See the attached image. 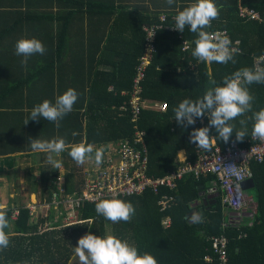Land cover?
Masks as SVG:
<instances>
[{
    "label": "trees",
    "instance_id": "obj_1",
    "mask_svg": "<svg viewBox=\"0 0 264 264\" xmlns=\"http://www.w3.org/2000/svg\"><path fill=\"white\" fill-rule=\"evenodd\" d=\"M131 2L133 0H0V15H7L9 20L0 23L3 24L0 26V43L8 38V42H14V45L17 38L27 37L36 38L44 44L46 53L29 57L27 65H23L26 74L21 79V88L26 87L31 96L37 92L38 78H46L47 71H51L48 66L56 62L62 64V46L65 47L75 37L82 38L85 35L84 28L75 27L73 20L87 16L92 27L90 37L94 41V36H97L103 48L99 55L89 59L88 71L92 76L89 101L85 106L81 104L75 113L76 118L82 116L87 128L76 136V143L73 144L127 137L132 139L135 132L133 127L136 126L144 131L143 139L147 143V175L161 177L177 167L178 164L173 163L177 150L184 148L192 161L197 155V147L188 142L192 127L185 129L178 125L174 120L173 109L184 99L195 101L202 98L209 88L222 85L224 77L235 71L253 67V55L264 52V29L256 21L247 22L237 17V0H215L220 8L219 18L213 20L211 28L206 30L225 29L230 40L240 38V48L244 50L235 56L236 63L199 62L191 54L197 34L188 27L184 33L170 30L175 25L173 14L183 10L181 6L178 7L176 2L169 6L163 0L162 9L148 10L142 1L133 6ZM240 2L254 9L264 19V0ZM162 16L163 20L159 21ZM105 18L111 20L109 29L101 30ZM144 28H153L155 35L152 40L147 38ZM252 34L258 37L253 39ZM185 43L189 45L187 50L183 49ZM147 44L152 45L154 51L149 65L141 70L144 79L139 85V97L142 101L166 105V111L162 113L142 108L138 121L131 123L129 98L136 70L141 68L139 59ZM43 67L44 72L38 73ZM105 67L109 68L108 72L104 70ZM213 81L216 83L213 84ZM247 87L255 97L252 111L264 109V84L254 83ZM123 105L125 110L121 109ZM83 106L84 114L79 112ZM34 107L30 103V113ZM70 113L60 123L69 124ZM251 116L252 112H249L230 122L235 126L230 141L235 140V131L241 130L242 119L247 121L245 139L249 138L253 125L249 119ZM77 126V130H80V123ZM194 127L204 126L195 124ZM213 132L220 146L227 144L217 136L215 129ZM250 169L256 194V211L250 220L229 217L227 225L223 224V227L225 211L228 213L229 210L222 205V196L213 207L205 209V218L194 224L189 218L192 206L202 192L201 187L215 179L211 175L199 180L193 176L184 177L176 182L173 191L162 188L160 196L173 195L177 202V205L174 203L175 206L164 212H160L158 207L159 194L154 195L150 191L140 196L118 197L135 207L130 222L114 224L106 220L96 213L95 203L77 204L76 221L71 224L56 222L46 226L52 217L53 208L48 209L49 215L35 222H30L28 210L24 207L19 208L15 220L12 218L13 208L0 210L6 212L10 226H14V233L18 235L11 252H7V248L0 251V264H67L75 255L74 247L80 237L88 233L105 236L108 231L110 235L127 240L137 247L140 255L150 253L158 264H206L205 258L208 255L212 258L210 238L220 235L228 239V264H264V161L252 162ZM51 174L55 177L57 171L53 170ZM41 182L47 188L53 187L50 178ZM46 198L52 199L50 193ZM60 211L64 216L62 207ZM166 217L172 221L169 228L161 224ZM8 230L5 231L8 233Z\"/></svg>",
    "mask_w": 264,
    "mask_h": 264
},
{
    "label": "clouds",
    "instance_id": "obj_2",
    "mask_svg": "<svg viewBox=\"0 0 264 264\" xmlns=\"http://www.w3.org/2000/svg\"><path fill=\"white\" fill-rule=\"evenodd\" d=\"M169 6L176 0H166ZM222 7V6H220ZM220 8L215 0H194L183 10L178 11L174 17V29L184 33L186 27L197 34L192 56L199 62L227 64L236 63L235 56L239 49L232 47V41L226 35L217 32L210 33L212 21L219 18ZM155 35V34H154ZM154 35L149 36L152 38ZM44 44L36 38H21L15 44V54L22 56V65H27L28 58L46 53ZM264 55L253 57V67H244L232 75L224 77L223 84L209 88L202 98L195 101L184 99L173 109L174 120L183 128L192 127L189 134V143L203 150H211L210 134L213 129L217 136L228 143L234 133L231 121L237 117L252 112L249 117L253 121L251 136L253 139L264 141V109L253 112L255 97L250 93L248 85L254 83L264 84ZM213 84L216 82L213 81ZM78 99L76 90L69 88L62 95L55 98V102L44 100L31 111L30 117L25 121L39 122L41 118L54 122L60 128V121L73 110ZM208 118V125L200 128L194 127L196 121ZM241 130L235 131V142H243L247 135V121L240 120ZM77 135V133H73ZM28 144L35 153H45L47 163L54 169L62 167V161L57 159L68 151V155L78 166L86 161L94 160L99 166L104 159L105 147H94L92 144L78 143L68 145L64 138L56 137L51 140L29 138ZM98 215L103 216L112 223L130 222L135 214V207L131 202L121 199H102L95 203ZM190 220L199 222L200 217L194 214ZM10 227L6 212L0 211V251L10 244V236L5 231ZM74 254L79 264H158L156 258L150 253L140 255L137 247L127 240L114 235L97 236L88 233L79 238Z\"/></svg>",
    "mask_w": 264,
    "mask_h": 264
},
{
    "label": "crops",
    "instance_id": "obj_3",
    "mask_svg": "<svg viewBox=\"0 0 264 264\" xmlns=\"http://www.w3.org/2000/svg\"><path fill=\"white\" fill-rule=\"evenodd\" d=\"M141 1L147 6L148 10H153V8L162 9L164 6L163 0H133V2H131L132 4L130 5H139L142 3ZM191 3L193 2L186 0H176V4L178 7L181 6V9L187 7ZM239 5L243 4L240 2V0H237V7ZM171 11L173 12V10ZM173 15L175 16L176 14ZM6 21H9L7 20V15H0V23ZM110 21L111 20L108 18H105L103 24L101 25V30H108V24ZM73 23L75 27H83L86 32L85 35L82 38L75 37L73 41H68L65 47L62 46L60 51L62 56L60 58L62 59V64L56 62L53 66H48L51 71H47L46 78H44V76H40L38 78L37 92L35 91L31 96L29 94V90L26 87L21 88V79L26 74V67L21 64L23 57L17 56L15 54V44L21 38H17L14 45V42H8V38L5 42L1 41L3 43H0V75L5 74L0 76V104H3V106H0V210H5L8 208H13L14 210L19 209L20 207L26 208V205L29 203H42L50 201L47 200L46 195L50 193L52 198L53 192L58 193L59 185L63 187L64 194L79 193L81 190L83 172L95 164L94 160H92L86 161L84 165L78 166L76 162L72 160V158H69L68 151H65L60 155V157L57 158L62 161V167L57 170L52 168L47 163L45 153L33 152L28 144L29 138L51 140L56 137L64 138L66 143L73 144L76 143V136L81 135L82 132H84V130L87 128L86 124L82 121V116H78L76 118L75 113L78 111V108L81 106V104H84L85 106V103L89 101V89L92 78L88 71V66L90 64L89 59L99 55L103 47H101L102 45L99 44L97 36H94V41L92 37H90L91 35L89 33L91 32L92 27L88 22L87 16L80 19H74ZM1 25L3 24H0V26ZM104 35L106 36V34ZM257 37V34H252L253 39H256ZM233 41H238L242 46L240 38L233 39ZM89 53L91 54L87 56ZM44 68L45 67L41 68L38 73L44 72ZM101 70H103V68ZM104 70L108 72L109 68L105 67ZM69 88L76 90L78 93V99L70 113L71 121L69 124L66 125L65 123H60L61 126L59 129H57L55 123L53 124L49 121L46 122V120L41 118L39 122L29 121V123L25 125V121L30 117V103L33 106H36L46 99L49 101L52 100L54 103L55 98L58 95H62ZM50 90H52V93ZM51 95H53V97ZM143 102V108L148 110H154L162 113L166 111V109L164 111H160L156 107L162 103H151L148 101ZM84 106L79 111L82 114L85 113ZM79 123L80 130H77V125ZM196 125L203 124L196 123ZM74 132L77 133V135L74 136ZM51 135L52 138L50 137ZM47 136H49L48 139H46ZM121 139L91 144L96 148L105 147L106 150L107 146L114 145ZM210 139L211 143L218 144L213 130L210 134ZM175 154L176 155L174 157L173 163L175 162L180 164L186 160H190V157L187 155V152L184 148L177 150ZM53 170L57 171V175L55 177H53L51 174ZM58 177L61 178L60 183H56V179ZM36 178H40V180L33 185V181H35ZM49 178L52 180L53 187L47 188L45 186L46 184L42 183L41 181L43 179L48 180ZM249 179H251L252 182L247 186L251 187L243 189V192L248 189H254V181L251 177L247 180ZM19 189L21 191H19ZM68 190H70V192H68ZM77 190H79V192ZM201 191L202 192L199 199L192 206V211L189 214V218L196 214L200 217V220H202L206 217L205 209L213 207L216 204L217 199L222 196V191L218 186L216 178L211 179L208 183L203 185L201 187ZM19 198H21L23 201L20 202ZM247 198L252 201V208L244 212L243 216L241 217L250 220L256 211V197L248 196ZM24 199H26V202H24ZM175 205H177V202ZM229 214V211L228 213L225 211V218L223 219L221 225L222 227L223 224L227 225L226 223L229 221L230 217ZM168 218L170 219V217ZM61 219L62 216L56 222L61 223ZM53 220L56 219L53 218ZM194 223L195 222L191 221V224ZM8 234L11 237V241L7 247V252H11L12 247H14L16 242V236H18L14 233L13 225L9 227ZM73 257L74 255L70 260H72ZM210 259L211 257L208 255L205 258V263L210 264Z\"/></svg>",
    "mask_w": 264,
    "mask_h": 264
},
{
    "label": "built area",
    "instance_id": "obj_4",
    "mask_svg": "<svg viewBox=\"0 0 264 264\" xmlns=\"http://www.w3.org/2000/svg\"><path fill=\"white\" fill-rule=\"evenodd\" d=\"M237 16L243 21H256L264 29V19L254 9L239 5ZM162 20L163 16L159 18V21ZM170 30L174 31L175 29L170 27ZM144 31L147 38L152 40L149 36L153 35V28H144ZM217 32L228 36L225 30H216L210 33L215 34ZM231 46L239 49L238 54L242 53L238 41H232ZM183 49H189V45L185 43ZM153 51L152 45L147 44L139 59L141 68L136 70L137 74L133 79V89L129 98L128 111L131 123L138 121L140 110L144 105L139 97L141 93L139 85L144 79L141 70L149 65ZM260 55H264V53ZM156 107L160 111L166 109L164 104ZM121 109L125 110L126 107L123 105ZM196 123L207 126L208 118L198 119ZM133 129L135 132L132 139L123 138L116 144L107 146L103 162L99 166L94 164L83 172L79 193L64 194L63 187L59 185L58 193H52L50 202L27 204L26 209L29 213L30 222H33L32 218L36 215L46 214L50 208L60 210L62 207L65 211L64 216L61 212L63 224H71L76 221L75 206L79 203H96L102 199L140 196L147 191L158 195L162 188L173 191L176 182L187 176H193L196 180L209 175L215 176L222 191V203L228 208L230 218H240L244 212L252 208V201L243 193L242 183L250 178L249 164L264 161V141L253 139L250 134L244 144H238L231 140L223 147L212 143L211 150H203L197 147V155L194 161L186 160L178 164L173 171L161 177H151L147 175L148 155L145 139H143L144 131L136 128V126ZM60 182L61 178L58 177L56 183ZM174 203L173 195L163 194L160 196L159 194L158 207L160 212L166 211ZM18 214L19 209H14L12 218L15 220ZM65 219L67 220L65 221ZM161 224L164 228H169L171 221L166 217L162 219ZM210 242L212 258L209 262L228 264V239L224 235H220L210 238Z\"/></svg>",
    "mask_w": 264,
    "mask_h": 264
},
{
    "label": "rangeland",
    "instance_id": "obj_5",
    "mask_svg": "<svg viewBox=\"0 0 264 264\" xmlns=\"http://www.w3.org/2000/svg\"><path fill=\"white\" fill-rule=\"evenodd\" d=\"M52 97H53V95H52ZM54 100V99H53ZM52 101V100H51ZM53 102V101H52ZM68 145H72V143H67ZM69 158H71L70 156H69ZM46 165H47V163H46ZM40 180V178H36L35 179V181H33V185L35 184V183H37L38 181ZM17 190V189H16ZM19 191H21L20 189H19ZM244 193V195L245 196H254V197H256V194H255V190L254 189H248V190H246V191H244L243 192ZM19 201L21 202V201H23V200H21V198H19ZM24 202H26V199H24ZM6 207H8V206H6ZM1 208H4V207H1ZM50 213V212H49ZM52 214V217H50V220L47 222V224H45V226L46 225H52V224H54V223H56V221L57 220H59V218L61 217V211L59 210V209H53V212L51 213ZM47 215H49L48 213H40L39 215H36L34 218H32V221L33 222H35L38 218H40V217H45V216H47ZM53 218H55L56 220H53ZM67 219H65V221H66ZM247 220V219H246ZM61 224H63V222L61 221ZM108 235H110V232L108 231ZM68 264H79V260H78V257H76L75 255H74V257L72 258V260H70L69 262H68Z\"/></svg>",
    "mask_w": 264,
    "mask_h": 264
},
{
    "label": "water",
    "instance_id": "obj_6",
    "mask_svg": "<svg viewBox=\"0 0 264 264\" xmlns=\"http://www.w3.org/2000/svg\"><path fill=\"white\" fill-rule=\"evenodd\" d=\"M252 180H246L242 183V189H246L247 187L250 188L251 186H247L248 184H251Z\"/></svg>",
    "mask_w": 264,
    "mask_h": 264
}]
</instances>
